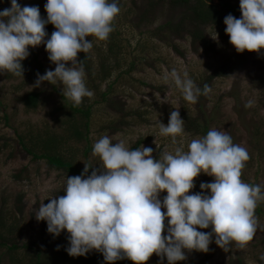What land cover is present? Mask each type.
I'll use <instances>...</instances> for the list:
<instances>
[{"label": "rangeland", "instance_id": "1", "mask_svg": "<svg viewBox=\"0 0 264 264\" xmlns=\"http://www.w3.org/2000/svg\"><path fill=\"white\" fill-rule=\"evenodd\" d=\"M224 1L240 9L239 0ZM46 2L18 0L22 7L39 6L41 16L45 18ZM172 2L119 0L121 11L113 21L114 31L109 38L101 41L86 37L93 44L88 52L90 70L85 71L86 85L94 95L85 97L79 105H91L87 141L64 140L61 154L78 168H84L85 164L99 167L98 164L102 162L92 154V150L94 142L105 135L111 137L113 142L124 140L130 149L142 145L152 147L154 158L164 152H173L177 146L187 150V145L193 139L203 136L184 129L183 135L173 143L170 136L160 134V121L167 125L171 111L177 109L182 119L183 116L199 117V106L208 119V131H224L234 143L247 149L250 159L242 169L241 179L252 185H260L264 192V55L248 50L237 52L229 42L225 29L220 33L216 25L199 24L206 39L205 47L202 43L193 42L183 31L184 26L172 36L167 31L166 35L159 33L157 28L160 24L168 21L176 24L186 11V6ZM213 2L217 3L218 0ZM8 7L10 0L0 3V10ZM143 13H146L144 17ZM241 15L235 17L240 18ZM55 30L54 25H46L49 36ZM215 32L217 39L212 37ZM110 43L114 46L112 53L108 54ZM32 50L43 67L39 74L54 70L55 64L49 60L43 44ZM261 53H264V49ZM173 69L182 78L186 72L188 78L201 88L202 93L195 103L185 100L182 89L171 77ZM103 70L109 74L100 80ZM36 79L37 76L23 78L0 73V117L6 116L5 121L0 119V209L5 210L9 220L17 225L20 243H44L49 240L46 221H37L34 212L41 203L49 202L47 197L64 195L62 188L68 175L63 170L49 168L44 160H32L30 155L20 150L16 135L20 134L27 145L45 134L65 136L67 127L78 118L70 114L65 101L58 94V91L62 93V85L44 82L39 87H33ZM205 85L209 88L207 94L203 93ZM29 92L39 93L34 109H27L22 102L23 96ZM103 92H107L106 95L103 96ZM65 98L67 103H73ZM163 99L167 101L162 102ZM249 101L251 105L246 107ZM139 140L142 141L136 146ZM2 144L5 146L1 147ZM23 166L27 168V176L22 174V179H15L14 173ZM194 179L195 188L190 190V194L202 191L199 187L201 182L214 181L213 176L205 173ZM18 195L22 196L21 212L15 211L14 207ZM165 195L166 191L162 192L161 199ZM255 215L259 227L246 247L240 248L233 242L225 251L215 244L213 237L208 252L185 250L187 258L176 264H264V260L260 259L264 256V200L258 202ZM198 230L208 232L211 228ZM66 235H69L67 231H62L57 243L63 244ZM34 247L13 251L0 247V264L26 263ZM51 251L49 248L46 253ZM119 262L135 264L127 258ZM89 264L105 263L91 260ZM144 264L168 262L166 257L161 261L153 253Z\"/></svg>", "mask_w": 264, "mask_h": 264}, {"label": "clouds", "instance_id": "2", "mask_svg": "<svg viewBox=\"0 0 264 264\" xmlns=\"http://www.w3.org/2000/svg\"><path fill=\"white\" fill-rule=\"evenodd\" d=\"M239 7L240 18L228 14L223 20L229 42L237 52L264 55V0H239ZM44 9L46 18L39 6L22 7L18 0H10V7L0 10V73L24 78L22 62L30 48L43 44L55 68L37 73L33 87L59 83L62 95L79 105L94 93L86 85L78 53L87 54L93 47L86 37L109 38L121 11L119 0H47ZM48 24L56 29L50 36ZM212 37L217 39V33ZM171 77L185 100L195 103L201 88L186 72L182 78L173 69ZM208 91L205 85L203 93ZM250 105L251 101L246 107ZM184 123L179 110H173L167 125L160 121L159 132L175 143L184 133ZM152 153V147L130 149L124 140L102 136L92 150L102 162L99 167L85 164L80 175L67 176L64 195L47 197L49 202L39 205L35 218L46 221L47 232L54 237L67 231L70 256L95 250L107 264L125 258L144 264L153 253L176 264L187 258L185 250L208 252L213 237L225 251L233 242L244 248L253 240L259 227L255 209L264 192L260 185L241 179L250 159L246 148L228 133L211 129L193 139L187 150L177 146L157 158ZM201 173L214 181L201 182L202 191L190 194ZM208 228L211 231L198 230Z\"/></svg>", "mask_w": 264, "mask_h": 264}, {"label": "trees", "instance_id": "3", "mask_svg": "<svg viewBox=\"0 0 264 264\" xmlns=\"http://www.w3.org/2000/svg\"><path fill=\"white\" fill-rule=\"evenodd\" d=\"M5 1L8 0H0V3L3 4ZM151 2L153 3V1ZM172 3L186 6V11H184L183 15L176 24H173L172 21H168L165 24H160L157 31L159 30L158 32H161L163 35L167 31L168 35L172 36V34H178V32L182 30L180 27L184 26L185 30L183 31L190 36L191 40L199 44L202 43L203 47H205L204 44H206V39L200 31L199 24L216 25L220 29V33H222V31L226 28V25L223 23L225 16L228 14H232L234 16L242 14L240 9L235 8L224 0H218L217 3L213 2V0H173ZM145 14L146 13H143L142 16L144 17ZM186 26L189 29H187ZM165 27H167L168 30ZM113 46V43H110L107 50L108 54L112 53L111 51ZM78 59L81 60L85 71L88 72V70H90L89 54L80 52L78 53ZM22 63L24 66V76L28 78L36 77L37 73L43 70L42 64L38 61L32 48H30V55ZM108 74V72L103 70V75L100 80L106 78ZM8 76L17 77L11 73H8ZM106 93L107 92H103L102 95L104 96ZM58 94L65 101L70 114L74 117H78L75 118L76 122H72L65 130L67 134H65V136H57L55 133L45 134L40 138H36V140L30 143V145L24 143L23 137L18 134L16 135V142L18 143L20 150L25 151L28 155H30L32 160H44L49 168L63 170L68 176L80 175L84 168L76 167L72 161L63 157L61 154L62 143L64 140L69 139L87 141V131L89 128L88 120L91 114V105L83 107L76 105L75 103H67V100L62 93L58 91ZM38 96V92H29L24 95L22 98L24 106L27 109H34L37 106ZM198 109L201 112V116L199 117L183 116V119L185 120L184 129L189 131L191 134L205 136L208 132V119L204 116L199 106ZM1 117L0 119L5 121L6 116L3 115ZM141 141L142 140L137 141L136 146L140 144ZM4 146L5 144H2L1 147ZM12 155H15L14 152H12ZM88 166L92 167L91 165ZM90 173L91 169H89V174ZM22 174L27 176L26 166L20 168L13 176L15 179L19 180L23 178ZM21 198L22 196L18 195L15 201L14 207L17 212H21ZM7 216V212L0 209V247H5L9 251H13L19 248L30 250L33 246H35L34 250L31 252V257L28 262L22 264H89L91 260H99L107 264V262L104 261L103 255L95 250L91 251L86 256H70L66 251V248L69 246L67 240L68 235L63 237V244H58L57 242L59 237H54L50 233V237L47 242L33 243L31 241H27L20 243L17 238V225L12 223ZM49 248H51L52 251L50 253H46ZM112 264L121 263L117 260L112 262Z\"/></svg>", "mask_w": 264, "mask_h": 264}]
</instances>
